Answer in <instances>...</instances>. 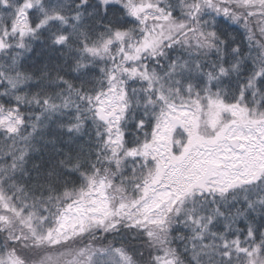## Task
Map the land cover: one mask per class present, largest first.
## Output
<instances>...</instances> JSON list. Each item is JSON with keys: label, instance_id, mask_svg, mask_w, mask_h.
Wrapping results in <instances>:
<instances>
[{"label": "snow or ice", "instance_id": "snow-or-ice-1", "mask_svg": "<svg viewBox=\"0 0 264 264\" xmlns=\"http://www.w3.org/2000/svg\"><path fill=\"white\" fill-rule=\"evenodd\" d=\"M0 264H264V0H0Z\"/></svg>", "mask_w": 264, "mask_h": 264}]
</instances>
